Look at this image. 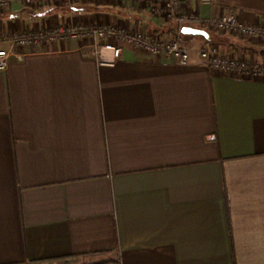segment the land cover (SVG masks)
I'll return each instance as SVG.
<instances>
[{
  "label": "crops",
  "instance_id": "crops-1",
  "mask_svg": "<svg viewBox=\"0 0 264 264\" xmlns=\"http://www.w3.org/2000/svg\"><path fill=\"white\" fill-rule=\"evenodd\" d=\"M0 33L115 25L173 39L175 20L124 0H0ZM264 26V0H187ZM192 27V26H191ZM185 34L188 65L113 38L17 46L0 72V264H264V77L214 70L215 46L264 60V40ZM9 47L0 43V48Z\"/></svg>",
  "mask_w": 264,
  "mask_h": 264
},
{
  "label": "built area",
  "instance_id": "built-area-1",
  "mask_svg": "<svg viewBox=\"0 0 264 264\" xmlns=\"http://www.w3.org/2000/svg\"><path fill=\"white\" fill-rule=\"evenodd\" d=\"M77 0H24L27 5L42 6L45 4H63ZM83 1V0H82ZM145 6L153 15H161L175 20L176 35L173 39L165 40L160 36L129 31L115 25L71 24L60 25L45 30L33 29L22 32L5 31L0 33V43H8L9 47L0 48V72L4 71L12 55H17L15 47L43 46L48 42L58 40L81 39L93 42L89 44L93 53L101 64L114 65L122 56V47L119 44H97L98 39L113 38L138 47L143 53L152 55H167L175 58L181 65H188L192 48L183 43L182 29L185 26H201L209 30L228 31L244 38L258 37L264 40V26L248 25L238 22L231 12L204 17L187 0H124ZM206 4H219L220 0H199ZM5 2L0 1V4ZM199 60L206 66L230 73H238L244 78L259 79L264 77V60L252 63L247 58H233L223 55L215 47L201 48L197 51Z\"/></svg>",
  "mask_w": 264,
  "mask_h": 264
},
{
  "label": "water",
  "instance_id": "water-1",
  "mask_svg": "<svg viewBox=\"0 0 264 264\" xmlns=\"http://www.w3.org/2000/svg\"><path fill=\"white\" fill-rule=\"evenodd\" d=\"M182 32L183 34L202 35L205 37H209L208 31L201 29V28L191 27V26L183 27Z\"/></svg>",
  "mask_w": 264,
  "mask_h": 264
},
{
  "label": "trees",
  "instance_id": "trees-1",
  "mask_svg": "<svg viewBox=\"0 0 264 264\" xmlns=\"http://www.w3.org/2000/svg\"><path fill=\"white\" fill-rule=\"evenodd\" d=\"M185 36H186V35L183 34V43H184L185 45L189 46L190 44L184 39Z\"/></svg>",
  "mask_w": 264,
  "mask_h": 264
}]
</instances>
